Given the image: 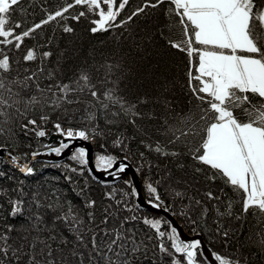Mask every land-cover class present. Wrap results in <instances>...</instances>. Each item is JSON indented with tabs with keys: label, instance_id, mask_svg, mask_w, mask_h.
I'll return each instance as SVG.
<instances>
[{
	"label": "trees",
	"instance_id": "obj_1",
	"mask_svg": "<svg viewBox=\"0 0 264 264\" xmlns=\"http://www.w3.org/2000/svg\"><path fill=\"white\" fill-rule=\"evenodd\" d=\"M156 2L129 0L113 26L97 32L91 29L96 27L98 13L74 5L62 17L35 29L19 48L14 47L15 40L0 44V58H10L9 71L0 70L4 83L0 98L7 101L0 104L4 113L0 115V148L33 169L31 174L24 173L0 154V233L7 232L8 245L18 249L20 257L17 261L11 252L0 254L2 264H28L33 255L40 264H47L48 259L56 264H122L124 260L129 264H173L175 258L184 259L181 254L170 256L161 251V243L172 251L171 242L160 238L145 218L161 220L162 231L173 225L165 223L170 222L165 215L138 203L130 174L100 180L88 163L72 159L83 147L62 158L53 152L54 158L32 159L33 153L69 143L62 135L48 144L51 135L59 134L56 124L89 133L96 166L101 155L114 157L115 164L130 160L143 176L146 199L171 211L188 232L201 233L213 253L239 264H264V246L259 243L264 236V214L254 209L245 213L242 193L192 158L190 148L197 146L199 135L177 141L168 132L179 116L194 111L198 104L188 86L189 71L196 74L197 58L171 45L170 41L181 39L179 18L169 14L168 0L150 6ZM68 4L74 0H20L10 21L21 25L16 29L19 34ZM141 8L143 11H137ZM29 50L35 51L33 61L24 59ZM81 74L88 76L86 83ZM26 77L32 78L26 81ZM250 98L254 104L261 102ZM236 114L240 115L238 109ZM33 119L36 125L29 123ZM40 130L45 131L44 137L37 135ZM157 146L161 152L155 150ZM118 168L112 173H120ZM213 176L216 178H209ZM149 184L157 189L159 201L149 192ZM16 200L24 203L21 214L14 217L11 202ZM90 201L95 205L89 207ZM69 206L82 222L77 232L56 219L68 213ZM114 239L117 243L109 251ZM39 241L50 246L51 257L49 248ZM33 242L36 248L31 247Z\"/></svg>",
	"mask_w": 264,
	"mask_h": 264
},
{
	"label": "snow or ice",
	"instance_id": "obj_2",
	"mask_svg": "<svg viewBox=\"0 0 264 264\" xmlns=\"http://www.w3.org/2000/svg\"><path fill=\"white\" fill-rule=\"evenodd\" d=\"M128 2L129 0H120L119 3L117 0H74V4H68L62 11H56L55 15H49L46 20L35 24L33 28L18 34L16 29L21 25L12 23L10 15L20 0H0V44H13L15 40L14 47L19 48L24 38L30 36L35 29L55 20L56 17H62L74 5H83L88 10L98 13L99 19L95 21L96 27L91 29L93 32L107 30L108 27L113 26V22ZM164 2L165 0H157L156 4L150 6L156 7ZM168 2L170 4L169 14L179 18L181 33V39L177 42L170 41L171 45L185 51L190 58H197L196 74L189 71L188 86L198 101L195 110L179 116L176 125L168 127V132L177 141L181 138L183 141H188L199 135L197 146L190 148L192 158L215 170L217 175L234 191L242 193L245 213L249 209H254L264 214V0L260 2L258 0H168ZM137 11H143V9ZM83 15V12L80 13V16ZM75 19H79V16ZM64 30L72 31L71 28ZM44 55L47 56L50 53ZM24 59L35 60V51L29 50ZM9 69L10 58L5 55L0 58V70L7 72ZM31 78L26 77L25 80ZM81 80L86 83L88 76L81 74ZM0 88H4L2 80H0ZM62 88L65 91L69 90L68 85H63ZM92 95L95 97L97 93L93 91ZM250 97L259 98L261 102L254 104ZM109 99L113 98L109 96ZM33 101H35L34 97ZM6 103L7 101L0 98V104ZM114 103H120V101L114 100ZM205 104L207 107H204ZM121 107L124 108V105L121 104ZM237 109L240 115L236 114ZM124 110L131 111L130 108ZM3 114L0 112V115ZM41 119L46 120L47 117L42 116ZM29 123L36 125L37 121L33 119ZM55 127L69 138V143L62 142L59 147L51 148V152L60 154L69 148L71 141L76 138L89 139V133L85 130L68 129L65 131L59 124ZM37 135L44 137L46 133L40 130ZM169 142H173L172 139ZM155 150L162 151L159 146ZM35 155L37 153H33L34 157ZM87 157L86 149L80 148L72 159L81 164H87ZM13 162L20 171L28 174L33 172L28 164H21L16 158H13ZM114 164V157L101 155L97 158V167L100 169L107 170ZM126 168L128 165H120L118 171L122 173ZM209 178L215 179L216 177ZM148 190L152 194L157 193V189L151 184L148 185ZM133 195L138 196L139 193L134 189ZM207 195L213 198L211 192ZM154 199L159 201V195L156 194ZM11 203L12 212L10 214L14 217L21 214L24 201L16 200ZM148 203L155 208L161 207L160 203H153V200H149ZM94 205L95 201H90L88 206ZM37 207H40L38 203ZM35 219L40 218L37 216ZM56 219L68 223L71 232H77L79 224L82 223L72 212L71 206H69L68 213L62 217L57 216ZM144 222L149 224L160 238H166L171 242L172 251L163 243L160 244L163 253L170 256L174 254L183 256V260L175 258L173 264H211L207 257L203 256L200 239H182L180 231L175 226H170L167 232L162 231V222L158 219L145 218ZM165 223L170 224V222ZM11 230L9 226L8 231ZM117 235L119 237V234ZM224 235L227 236L228 233L225 232ZM8 239L7 232L0 233V254L8 256L11 252L12 256L19 261L20 257L17 255L19 250L12 249L7 243ZM77 239L83 241L82 236H77ZM39 243L49 248L47 255L51 257L50 246L44 241H39ZM116 243L117 240H112L108 250L112 251V245ZM259 243L264 246V236H261ZM92 246L96 249L95 237H93ZM31 247L36 248V242H33ZM212 256L218 264H239L238 261L219 253H212ZM28 264H40V262L33 255ZM47 264H56V262L48 259ZM109 264H117V262L110 261ZM122 264H129V261L124 260Z\"/></svg>",
	"mask_w": 264,
	"mask_h": 264
},
{
	"label": "water",
	"instance_id": "obj_3",
	"mask_svg": "<svg viewBox=\"0 0 264 264\" xmlns=\"http://www.w3.org/2000/svg\"><path fill=\"white\" fill-rule=\"evenodd\" d=\"M58 136V134H53L50 136L48 144H50L53 140H55ZM64 141L69 140V138L65 137L63 139ZM78 147H83L84 149H86V151L88 152V167L90 169V171L100 180H114L118 177H121L125 174H130L133 183L135 184L137 193H139V195L137 196V200L138 203L143 206V207H147L149 209H153L158 211L159 213L165 215L167 217V219L170 221V223L175 226L181 234L182 239L184 240H193V239H200L202 246H203V255L205 257H207L208 261L211 262V264H218L217 261H215L214 257L212 256V250L210 249V247L208 246L207 242L205 241L203 235L201 233H190L188 232L184 225L177 220V217L172 214L171 211H169L168 209H166L165 207L161 206L160 208H155L153 207L152 204L148 203V200L146 199L145 196V191L143 188V183H142V178L143 176L141 174H139L135 168V165L128 159H123L121 160L119 163H116L113 167L107 169V170H103L98 168L95 165L94 162V143L93 141H91L90 139L88 140H84L81 138H76L74 140L71 141L69 148L65 149L63 152L60 153V155L57 156V158H62L65 156H68L75 148ZM0 154L1 155H5L10 162H12V156L14 154H6L5 150L0 148ZM35 157H52L54 158L55 156L53 155V152L50 151V149L48 150V152H44V153H40L35 155ZM32 158H34V156H32ZM128 165V168L125 169L124 172H120L118 174H113L112 171L116 168H118L120 165Z\"/></svg>",
	"mask_w": 264,
	"mask_h": 264
},
{
	"label": "rangeland",
	"instance_id": "obj_4",
	"mask_svg": "<svg viewBox=\"0 0 264 264\" xmlns=\"http://www.w3.org/2000/svg\"><path fill=\"white\" fill-rule=\"evenodd\" d=\"M59 125H60V124H59ZM60 126H61V128L64 129L65 131H67L68 129H72V130H74V131H78V130H79V129H74V128H66V127H64V126H62V125H60ZM80 130H81V129H80ZM57 132L60 134V136H58L56 139H58L59 137H61V136L63 135L59 130H58ZM59 134H58V135H59ZM56 139H55V140H56ZM89 139H90V138H89ZM90 140H91V139H90ZM91 141H92V140H91ZM12 160H13V158H12ZM20 161H21V160H20ZM203 256H204V255H203Z\"/></svg>",
	"mask_w": 264,
	"mask_h": 264
}]
</instances>
